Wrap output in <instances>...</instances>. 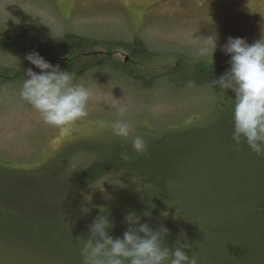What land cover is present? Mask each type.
I'll return each instance as SVG.
<instances>
[{
    "label": "rangeland",
    "instance_id": "obj_1",
    "mask_svg": "<svg viewBox=\"0 0 264 264\" xmlns=\"http://www.w3.org/2000/svg\"><path fill=\"white\" fill-rule=\"evenodd\" d=\"M25 28L38 29L57 42L68 32L84 35L94 45L82 59L93 55L105 63L80 77L73 75L74 82L83 83L92 93L88 115L67 130L51 127L18 95L24 71L39 69L24 59L29 52L6 49L7 43L15 42H4V35L0 36V65L11 67V77L0 76V264H81V241L95 214L145 186L138 180L126 181L125 175L107 166L86 188L76 187L80 172L111 151L114 143L124 141L112 133V122L118 118L132 124L138 135L185 136L171 138L177 140L175 144L188 146L190 156L178 169L176 179L182 182L172 184L176 188L168 199L177 204L174 211L193 215L186 224L179 221L168 228L166 243L170 248V241L183 231L192 244L186 251L200 256L199 225L219 222L213 207L224 200L220 194L232 200L245 187L231 179L241 176L233 168L232 150L208 133L214 130L218 112L214 99L219 96L212 94L208 84L199 83L206 81L223 94L213 86V80L220 77L214 65L221 63H208L201 76L195 72L199 62L206 60L203 57L230 59L220 50L229 36L252 44L264 35V0H0V31ZM215 36L212 55L209 41ZM136 38L146 47L141 60L128 47ZM205 47L207 54L201 55ZM102 51L106 59L99 56ZM176 59L184 66L180 72L172 68L179 65ZM111 62L127 65L142 77L139 82L153 80L148 84L151 88L144 83L139 86ZM164 67L169 68L163 71ZM165 74L168 79L172 75L194 82L186 81L177 92L164 78H155ZM120 107L126 109L123 117L117 116ZM201 152L205 157L190 160ZM158 188L149 187V191L158 195ZM166 198L160 196V202ZM82 204L89 213H80ZM156 207V212L161 210V205Z\"/></svg>",
    "mask_w": 264,
    "mask_h": 264
},
{
    "label": "trees",
    "instance_id": "obj_2",
    "mask_svg": "<svg viewBox=\"0 0 264 264\" xmlns=\"http://www.w3.org/2000/svg\"><path fill=\"white\" fill-rule=\"evenodd\" d=\"M2 35H4L3 41L7 40V42L16 43V47L13 45L10 49L21 48L27 52L38 51L47 61L53 65L58 64L61 69L68 70L72 75H76L77 77H80L82 72L86 73L94 69V67L105 63V60L93 55H91L92 58L90 59H82L86 55V52L91 50V47L94 45V42L84 35L70 33L61 42H57L48 34L35 28H25L15 30L14 32L0 31V36ZM109 44H111L109 48L112 52L113 43L109 42ZM128 45V47L132 48L133 56L141 60V54H144V51H146L143 41L136 38ZM106 56L107 53L104 51L101 57L105 58ZM203 58L206 60L199 62L201 63L197 65L199 71L195 72L198 76L204 74L207 71V64L213 61L221 63H215L216 65H214L216 68L215 73H220V76L230 68L228 62L230 59ZM187 59L188 62L191 61L190 58ZM175 62L179 65L172 68L180 72L184 66L179 59H176ZM111 64L118 67L125 75L131 77L139 86L143 87L139 83H144V86L151 88L148 84L153 80L139 82L138 80L142 79V77L139 74L133 73L130 68H127V65H119L114 62H111ZM222 64L229 65V67ZM161 65L163 66L164 64ZM166 65L170 66L169 64ZM188 65L191 66L192 63L189 62ZM168 68L164 67L162 70L166 71ZM215 73L213 74L215 75ZM168 76L169 74H165L155 76V78H164L170 86L176 88L175 91L177 92L186 81L194 82L193 80L189 81L187 78H178L172 75H170L171 79H168ZM203 79L207 78L203 77ZM194 80L199 81L197 77ZM171 82L177 83L176 85H172ZM199 84H208L212 88V94L215 92L219 96V99H214L218 106L214 130L208 133L213 137V141L225 142L227 149L232 150L233 168L238 169L241 176L235 174L231 176V179L235 184L240 185V187H245V191L242 194L237 193L234 199L228 201L220 194L224 200H222L221 204L215 203L213 207L215 215L218 216L216 220L219 222H215L210 227L207 223L199 225L198 233H200L199 237L202 241H197L198 245H200L197 247V251L201 254L200 256H195L199 257V264H264V157L253 153L245 143L242 142L237 145L232 140L234 93L231 90H226L223 94H219L208 82L201 81ZM215 87L219 89L218 86ZM202 131L205 135L206 131ZM140 136L147 142L146 155L134 152L129 141L114 143L115 146L112 150L94 159L92 165L80 172L77 180L76 187L80 190L84 189L87 187L84 185L88 184L92 178L109 166V168L113 167L117 172L125 175L127 177V179L124 178L126 181L138 180L145 184L143 188L120 198L117 203L108 207L107 210L110 212V218L114 221V227L110 234L114 237L123 235V232L127 228L123 219L125 214L130 211H134L140 215L141 221L146 220L147 222L148 220L147 223L153 229H156L161 224L167 228L177 225L179 221H182L183 224L193 215V212H189L186 217L182 210L174 211V205L177 204L168 199L176 188L172 184L177 181L182 182L180 179H176L178 169L184 165L185 160L190 156L188 146L175 144L173 141L177 142V140L171 141V138L184 139L185 136L167 134L161 138H153L149 133ZM212 142L210 141L209 143L211 146H214ZM124 150H127L132 157L129 161L120 159V153ZM199 157H205V152L199 153L190 158V160L195 161ZM220 180L222 181V179ZM129 182L127 183L129 184ZM166 186H169L170 189L167 190ZM149 187H154L155 190L156 187H159V194L155 195L149 191ZM160 196L161 198H165V196L167 198L160 202ZM156 201H159L160 204L157 205ZM159 205H161V210L156 212V206ZM182 205L184 203L179 204L178 207ZM219 210L220 213H218ZM164 213H167V215H163ZM203 233H208L209 237L204 238ZM169 238L166 237V240H169ZM174 242L175 240L170 241V248Z\"/></svg>",
    "mask_w": 264,
    "mask_h": 264
},
{
    "label": "clouds",
    "instance_id": "obj_3",
    "mask_svg": "<svg viewBox=\"0 0 264 264\" xmlns=\"http://www.w3.org/2000/svg\"><path fill=\"white\" fill-rule=\"evenodd\" d=\"M209 43L213 55L216 36ZM220 50L230 56V68L213 80V86L234 93L232 140L237 145L245 143L253 153L264 157V35L252 44L245 38L229 36ZM207 51V47L202 48L200 54L206 55ZM24 59L40 71H24L18 95L39 114L43 124L67 130L88 115L92 93L83 83L74 82L71 72L53 65L35 50ZM125 111L124 107L118 108L117 116L123 117ZM111 128L115 137L130 142L134 152L147 154L146 140L135 134L127 120L118 118ZM131 158L127 150L120 153L123 161ZM89 212L82 204L80 213ZM123 222L126 230L122 236L114 237L110 234L114 227L110 212L100 208L81 241V264H199L198 257L186 251L192 244L183 231L169 248V229L162 224L153 229L149 223H141V216L134 211L126 213Z\"/></svg>",
    "mask_w": 264,
    "mask_h": 264
},
{
    "label": "bare ground",
    "instance_id": "obj_4",
    "mask_svg": "<svg viewBox=\"0 0 264 264\" xmlns=\"http://www.w3.org/2000/svg\"><path fill=\"white\" fill-rule=\"evenodd\" d=\"M170 81V80H169ZM172 84V83H171ZM169 86V85H168ZM170 88V87H169ZM174 89V88H173ZM209 89H210V87H209ZM167 90H169V89H167ZM182 90H184V89H182ZM186 91H188V90H186ZM190 91V90H189ZM169 92V91H168ZM184 92V91H183ZM231 105V104H230ZM205 141H207V139L205 140ZM211 141V140H210ZM131 145V144H130ZM200 145V144H199ZM198 145V146H199ZM196 146V145H195ZM205 147V146H204ZM200 148H202V147H200ZM256 169V168H255ZM252 173V172H251ZM263 178V177H262ZM248 180V179H247ZM253 181V180H252ZM260 182V181H259ZM95 183H97V182H95ZM257 183V182H256ZM91 185V184H90ZM226 185V184H225ZM236 189V188H235ZM249 190V189H248ZM244 193V192H243ZM242 194V193H241ZM247 194V193H246ZM253 195V194H252ZM105 199V198H104ZM102 202H104V201H101V203ZM109 202V201H108ZM96 203V202H95ZM107 203V202H106ZM106 206V205H105ZM102 208V207H101ZM108 209V208H107ZM96 213V212H95ZM120 223V222H119ZM189 253V252H188ZM198 254V253H197ZM192 255H194V254H192ZM199 258V257H198ZM219 262V261H218ZM230 263H232L231 261H230Z\"/></svg>",
    "mask_w": 264,
    "mask_h": 264
}]
</instances>
